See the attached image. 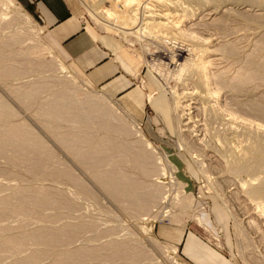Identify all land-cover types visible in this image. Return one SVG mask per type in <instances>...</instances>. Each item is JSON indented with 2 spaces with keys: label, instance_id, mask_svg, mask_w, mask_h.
I'll use <instances>...</instances> for the list:
<instances>
[{
  "label": "bare ground",
  "instance_id": "6f19581e",
  "mask_svg": "<svg viewBox=\"0 0 264 264\" xmlns=\"http://www.w3.org/2000/svg\"><path fill=\"white\" fill-rule=\"evenodd\" d=\"M142 1L114 0L119 10L115 5H111L113 8L107 7L106 0L88 4L93 8L92 19L101 30L114 33L129 42L142 44V36L145 35L143 32L158 27L164 29L171 25L172 28L178 29L184 38L205 46L197 59L195 57V72L199 77L197 87L192 86L188 90L186 88L188 92H180L176 96L175 110L178 114L179 133H183L187 139L193 131L199 129L196 132L200 134L195 135L198 137L195 141L197 145L191 144L190 148L194 149L193 159H197L194 163L200 165L198 167L201 170L206 165L202 160H198L199 157L203 159V156L197 154L199 148L201 149L200 146L198 148V143L206 140L204 132L209 124L206 121L211 122V117L230 118L233 121L231 124H236L240 129L234 131L236 129L232 125V135L250 141V146L234 147V160L232 159L229 170L234 173L233 176H255H251L253 178L248 179L249 181H242L241 187L249 188L246 197L250 205H247L246 201L244 203L252 212V216L254 215L249 222L247 220V226L255 236L258 235L259 240H263L264 102L263 105L258 103V100L254 103L249 101L251 104L235 103L241 110L247 108L246 112L263 121L244 119L224 106H217V101L220 100L218 90L222 89L212 85L222 86L223 89H230L232 93L241 95L246 93V83L250 84L253 79L264 81V0H184L183 5L178 3L181 8L173 9L169 4L165 10H155V4L149 8L151 3L159 4L164 0H145L144 3ZM99 4L102 6L99 7ZM143 6L153 12L151 17L146 15L151 18V22L147 20L148 23L132 32L131 28L127 27L136 26L139 20L137 12L139 7ZM14 15L11 16L13 24L7 23L9 26L15 25L14 22L27 20L26 14L21 15L17 11ZM120 17L126 20L127 25L114 26L112 23ZM237 21H240V24L243 22L244 25L246 23L245 26L251 31L263 32L261 36L257 34L260 41L256 43L255 49L257 54H260L257 58L261 61H247L251 64L250 70L247 73L240 70L239 75L236 74L238 77L227 81L223 76L228 70H224L226 73L223 70L212 73V68L225 62V57H236L238 49L236 45L225 40L223 35H216L218 39L205 38L206 33L204 34L202 29L213 28L219 33L225 32L231 22L233 27ZM145 25L146 28L143 27ZM1 26L6 24L1 23ZM19 30L21 35L24 34V39L29 35L26 42L20 41L19 44L20 37L17 41L14 34V39L0 42V179L7 180L6 184L0 181V264H180L173 253L174 248L170 250L152 238L142 240L140 236L143 230L138 229L137 225L128 226L127 229L120 226L109 227V218L105 222L102 218L94 219V214H91V217L87 215L90 212H84L86 207L84 208L80 199L90 201L98 206L100 211L104 210L112 217L117 216L115 218H161L177 226L190 221L200 223V216L190 211L201 210L203 205L196 201L192 193L185 192V185L182 183L177 186L172 182L162 181L170 175L171 167L168 168L167 164H164L158 149L147 139L139 123L131 115L113 104L110 97L85 90V87L89 90L92 87L87 81L76 83L63 75L65 67L59 60L50 57L51 51L47 50L50 51L47 53L46 47L40 46V40L39 43L35 42L34 37L30 36L33 34H27L30 32H25L24 27ZM254 34L257 37L256 33ZM250 53V59H253L252 54H255ZM182 67L180 73L186 70L185 65ZM31 78L33 79L29 80ZM211 79L215 83L213 81L212 84ZM13 81L19 82L17 84L12 83ZM211 97L216 100L215 106L200 105V101L204 102ZM148 100L151 101L152 98L149 97ZM202 112L210 119H204L207 125L201 122V125L196 126L193 118ZM155 121L157 124L158 121ZM159 130V133L163 134L164 131ZM201 146L204 148L202 144ZM216 161L215 158V163L220 162ZM224 161L226 163L228 160L224 158ZM10 168L15 169V172L17 169L24 171V175L29 179L27 184L24 185L26 178L16 179L18 175L11 173L13 170ZM8 178L13 183H9L11 180L8 181ZM206 178L209 179L208 175ZM44 180L50 183L46 184ZM59 185L69 187L73 194ZM122 231L127 232L124 237L119 238ZM245 231H239L238 228V236L241 238L239 243L243 250L250 251L256 242L252 238L249 240L246 234L248 232ZM248 261L245 259L244 263L249 264ZM260 264H264V260L261 259Z\"/></svg>",
  "mask_w": 264,
  "mask_h": 264
},
{
  "label": "rangeland",
  "instance_id": "374dc122",
  "mask_svg": "<svg viewBox=\"0 0 264 264\" xmlns=\"http://www.w3.org/2000/svg\"><path fill=\"white\" fill-rule=\"evenodd\" d=\"M98 1L99 0H87V1L86 0L84 1L76 0L79 6L78 7L79 8L78 12L80 13L79 16H80V19H82L81 21L85 23L87 27L91 28L92 30L100 34L98 38H101L103 36H109V37H112L118 40V43H119L118 47L120 48V54L122 56H119V54L117 53L116 55L112 57V60L114 63L117 64V63H120L119 62V59H120L123 66L126 68V71H121V72L123 76L127 77V79L130 81L131 84H130V89H127V91H125L124 93L117 94L114 92L115 87H108L104 85L102 86L90 80L89 74L77 70L76 66L74 65V62H69L68 59H65V57L61 55V53L53 45V42L50 37V31L48 30L47 27L43 26L42 23L39 21V19L36 17V15H34L33 10L28 6L27 0H12V1L11 0H0V24L1 23L3 25L6 24V26L4 27L1 26L2 28L0 27L1 28L0 29V42L3 40L4 41L10 40V38L14 39L15 37H16L15 39L18 41V38L20 37L19 38L20 40L18 42L19 44H21L22 42L26 40V38L28 39L29 37V35L28 36L26 35L27 37L25 36L26 38L24 39V34L21 35L19 29L21 28L23 29V27H24L25 32H30L27 34L34 35L35 33L34 36L30 35L32 38L34 37V41L35 42L37 41V43H39L38 40H40V43H39L40 46L46 47L45 50L47 53L51 51L49 55H52V56L50 57L51 58L54 57V59H56L57 61L59 60V62H61L64 65L65 70L63 71L64 72L63 75H66V77H68L72 81H75L76 83H82L83 81H87L88 83L92 85V87L90 90L89 88L85 87L86 88L85 90L110 97L112 99L113 104L118 105L127 114L131 115L139 123V126L141 127L147 139L153 143V146L156 149H158V152L160 153V156L163 162L165 161L164 164L165 165L167 164L166 166L168 168L171 167L169 168L170 175L168 176V178L166 179L164 178V180L162 181L172 182L173 184L177 186L178 184L182 183V185H185L184 186L185 192L188 194L192 193L196 201H198V203H200L201 206L202 205L203 206L202 208L200 206L201 208V210L199 209L200 211L198 209L197 210L191 209L190 211V213H194L200 216V220H201L200 223L190 221L180 226L171 225L163 221L161 218L154 219V220H152V218H149V217H145L140 220L136 218L124 219L121 216H118V218H115L117 216L112 217V215H109L106 211L104 210L100 211V208H98V206L96 207V205H94L90 201L89 202L87 200L84 201L83 199L81 201L80 199L81 204L83 203L82 205L84 206V208L86 207L84 209V212L87 213L86 210H88V212L90 213L89 214L87 213V215L91 217V214H94V217L96 216L94 219L96 220H101L102 218V221L107 222L110 219L111 222L110 221L107 222L110 225V226L108 225L109 227L120 226L124 229H127L129 228L128 226L135 227L137 225L138 229L143 230L142 231L143 234H141L140 236L142 240H149L148 238L150 239L152 238L153 240L158 241L161 245L163 244V246L170 248V250L174 248L173 253L175 257L178 259V261L180 262V264H246L244 263L245 259L248 261L249 258H250V261H248L249 264L250 262L251 264H260L261 259L264 260V241H263L264 239L259 240V238H257L258 235L256 234L255 236V234L252 233L250 231L251 229H249L247 226L248 225L247 220L249 222V220H251V218L254 217V215L252 216V212L248 210V206H247V205H250L246 197V191H248L247 189L249 188L245 187L246 189L245 190L243 186L241 187L244 181L245 182L249 181L251 180V178L255 176L253 175L248 176V174L246 175L241 174L237 176V174H235L236 176L235 177L232 175L234 173L231 170H229L230 164L234 160V153H233V151L235 150L234 147H241V146L245 147L246 145L250 146L251 144L249 143L250 141L247 142L244 138L238 139L234 135H232L233 129L231 130V128H233V126L236 129L234 131H237L240 129L239 127L236 126V124L234 123L231 124L233 121H231L230 118L228 117H225V118L220 117L219 119L218 117L216 119L211 117L212 118L210 120L211 122H208L209 121L208 119L210 118L208 117L206 113H203L204 111L199 116H196L197 118L194 117L193 122L196 126L201 125L202 124L201 122H203V124L205 125L209 123L207 127L205 128L206 129L205 132L209 134H206L204 132L205 134L204 140L206 139L204 142L206 145H204V142L198 143V148L200 146L201 149L199 148L200 151L199 150L197 151V154L199 153L198 155L203 156V159H200L201 157H199L198 160L199 161L202 160L203 163L206 165V167L204 165L205 167L203 169L205 171L204 172L203 170L199 168L200 165H198L199 166L198 167L194 163V161H196L197 159H193L194 149L190 148L192 147V145H197L195 141L198 137L196 136L200 133L196 131L199 129L196 128L197 130L195 129L196 131L192 132L193 136L191 135V137L190 138L188 137L187 139L184 137L183 133L181 134L179 133L178 122H177L178 114H177V111L175 110L176 96L180 92L181 93L188 92L186 91V88L188 90V89H191L192 86L197 87L196 85H198L199 77L197 73L195 72V69H196L195 65L197 64L196 59L200 51L205 49V46H203L201 43L199 44L198 42L194 40L193 42L191 39H188L186 37L184 38L182 35L179 34L180 31L178 29L172 28L171 25L165 27L164 29H162L163 27H158L156 29L154 28L155 30L153 29L151 31L147 30L146 32H143V34L145 33V35L142 36V39H143L142 44L129 42V40L123 39L122 37L115 35L114 33L103 31L97 26L96 21L92 19L94 18L92 16L93 14L91 15V13L93 12V8L88 3L92 2L93 4H95ZM106 1L108 2L106 3L107 7H110L111 5L112 6L115 5L114 7L116 8L118 7L114 3V0H106ZM151 1L152 0H149L148 2H151ZM144 2L145 0L142 1V3ZM178 3L180 5H183L184 0H164L163 3L159 2V4L154 2V3H151L149 8H152L153 6L152 4H155L154 5L155 7L153 6V8H156L155 10H165V8H167L170 5L174 7L173 9L181 8L179 7ZM101 6L99 4V7ZM112 6L111 8H113ZM135 8L137 9V7ZM6 9H8L9 11H7ZM17 11L21 15L26 14L27 15L26 21L28 22L30 21V22L25 23L26 21L23 20V21L14 22L15 25L9 26L7 23L9 22L10 25L13 24L12 23L13 18L11 16L13 15L14 17L15 16L14 14L17 13ZM149 11L150 9L149 10L146 9L145 6L139 7V12H137L139 13L138 15L139 20L137 21L136 26H130L127 28H131L132 32H136L138 29L142 27L143 24L148 23V21L151 22L150 17L153 12H149ZM3 15H4V18H2ZM146 15L150 17H147ZM1 19L3 20L6 19L8 21L6 22L2 20L3 21L2 22ZM145 20L146 21L148 20V21L146 22ZM117 21L119 22L117 23ZM104 22L107 23L108 21H104ZM115 23H112V24H114V26H116L117 24H120L123 26L127 25L126 20H123L121 17L118 18ZM232 24L233 22L230 23V27L224 30L225 32L220 31V33L219 31H216V29H213V28L212 29H208V28L202 29L205 31L204 34L206 33L205 34L206 36H204L205 38L218 39L216 35L220 34L221 36L223 35V37H225V40H227L228 42L230 41V43L234 44V46L236 45V48L238 49L237 53L239 55L237 53L235 54L237 58L236 57H230V58L225 57V62L222 61L223 62L221 63L222 65L216 64L212 68V73H217L219 70L221 71L228 70L227 73L224 71L226 74H224L223 76L224 80H227V81H232L231 79H233L236 76L238 77L240 70L241 71L243 70L242 72L247 73V71L250 70V66H251V64L247 61L251 62L252 60H256V59H258L256 60V62L261 61L259 58H257L260 54H257L255 49H256L258 42L260 41L259 36H261L263 32L258 33L257 31H254V30L251 31L248 27L245 26L246 23L245 25L243 22H241L240 24V21L236 22V26H233L234 28L232 27ZM237 26L239 27V30ZM143 27L146 28V25ZM241 27L243 29H241ZM27 29L28 30L30 29L31 31H28ZM157 29H160V30H157ZM210 30L212 31V33ZM150 32L153 34H151ZM236 32L239 35L236 34ZM87 33L91 34L90 31H87ZM254 33H256V35L259 34V36L258 35L257 37L254 36L255 35ZM13 34L16 36L14 37ZM157 35L158 37H156ZM35 37L37 38V40ZM21 38L24 40H22ZM158 46H160V48ZM47 50H50V51L48 52ZM250 52L255 54V55L252 54L253 59H250L251 57V55L249 56V54H251ZM183 64L186 66V70L183 73H180V71L183 69L182 67L184 66ZM242 66L244 68L246 66V69H244ZM230 67L231 69H228ZM33 78L29 80H32ZM213 81L214 80H212V84H213ZM248 81L250 80H247V82ZM254 81L255 80L253 79V82ZM256 81L254 83L250 81V84L249 83L245 84L247 87L245 86L246 93H243L244 95L243 94L238 95L237 93L234 94V92L232 93V90L230 89H226V88L223 89L222 86L221 88L220 86L218 87V86L212 85L215 88L222 89V90H218L220 93L219 94L220 100H218L217 102L220 106L219 105L217 106L218 107L224 106L225 109H228V110L230 109V111L236 113L237 116L243 117L244 119L248 118L254 121L255 119H257L255 115H251L249 114L250 112H246L247 108L246 109L244 108V110H241L239 107H237L238 104H235V103L244 102L245 104H249L250 102L254 103V101L258 100L257 102L263 105L264 85L262 84L264 83V81L260 82L258 80L257 84H256ZM14 82L18 84L19 81H13L12 83ZM133 93L140 94L143 97H145V95L147 94L148 96H151V98L153 97L154 99L153 103H155V105L154 106L152 105L153 107H151L150 104L149 105L147 104L148 115L145 119L143 118V116H140V114L137 111L134 112L128 108L131 106L134 109H137L138 107L139 103H137L135 99L130 98ZM211 98L205 99L206 101L204 102L202 101L200 102L198 101V102L200 103V105L203 104L202 106H205V104L215 106L216 104L214 103L216 100H214L213 98L211 99ZM158 99H163L164 101L157 103L155 100H158ZM155 120H157L159 124L158 123L156 124ZM221 120H223L224 122ZM259 120L257 119V121ZM205 121L207 122V124L205 123ZM262 121L260 120V122ZM227 123L229 124V126H227ZM159 129H161L162 132L164 131L163 132L164 136L163 134L159 133L160 131ZM201 144L204 146V148H202ZM203 149H204V152H203ZM229 149H231L232 151ZM214 150L216 151V153ZM237 151L239 152V149H237ZM200 152H203V153H200ZM215 158L217 159L216 162H218L219 160L222 164L220 165V162H218V164L215 163ZM224 158L225 160H228L227 161L228 163L227 162L225 163ZM227 164H228V167H227ZM173 165L177 167H174ZM214 166H216V168ZM174 168H176L177 170H175ZM206 169L209 171H207ZM10 170H13V169L10 168ZM17 170L18 171L15 172V169H14L13 172L12 171L10 172L14 173L15 176L16 175L20 176V178L17 176L16 179L24 180L26 178V175H24L25 174L24 171L20 169H17ZM22 175L23 177H21ZM205 175L206 176L208 175L209 179H207ZM205 178L209 180V182ZM8 179H9L8 181L11 180L10 178ZM27 179L28 177L25 179L26 181L24 185L27 184L26 182L29 180ZM0 181H3V183L6 184L7 180L1 178ZM43 182H45L46 184L50 183L49 181L47 182L45 180ZM9 183H13V181L11 180ZM59 187L66 190L68 193L73 194V190H71L69 187L67 186L65 187L63 185H59ZM67 188H69L70 190ZM217 188H219L220 192L218 191ZM175 194L176 193H174L173 196H175ZM226 201H229V202H226ZM245 201L248 203H246ZM175 212H178V211H175ZM245 213H248V215ZM163 228H169L173 231L171 238L169 237L167 239V237H165L164 235L160 233V231ZM238 228H239V231L246 230L245 232H248L246 233L248 235L247 238H249V240L252 238V240L256 242L253 245V247H251L252 249L254 248L253 250L249 249L250 251H247L241 248V244H240L241 238L238 236ZM122 232H120L121 234L119 238L124 237L127 231H122ZM179 236L181 237L179 238ZM189 240L190 242L192 241L191 249H189ZM256 247L258 248L256 249ZM169 255H171V251H169ZM258 256L259 258H257ZM252 257L254 259H252ZM255 262H258V263H255Z\"/></svg>",
  "mask_w": 264,
  "mask_h": 264
},
{
  "label": "crops",
  "instance_id": "0c3cea01",
  "mask_svg": "<svg viewBox=\"0 0 264 264\" xmlns=\"http://www.w3.org/2000/svg\"><path fill=\"white\" fill-rule=\"evenodd\" d=\"M27 1L34 15L50 31L53 45L65 59L74 62L77 70L89 74V79L97 84L115 87L114 92L117 94L130 89V81L121 72L126 71V68L120 59L118 65L112 60V57L117 53L122 56L118 40L109 36L98 38L100 34L81 21L76 0ZM87 31H90L92 35ZM149 97L151 96L147 94L143 97L133 93L130 98L135 99L140 105L138 104L137 109L131 106L127 107L134 112L137 111L145 119L148 115L147 104H150L151 107L155 105L153 97L151 101L148 100ZM155 101L158 103L164 100ZM172 232L169 228H163L160 231L167 239L171 238ZM190 240L189 249L192 245Z\"/></svg>",
  "mask_w": 264,
  "mask_h": 264
}]
</instances>
